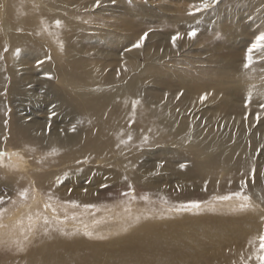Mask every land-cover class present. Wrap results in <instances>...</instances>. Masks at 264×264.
Instances as JSON below:
<instances>
[{
	"label": "bare ground",
	"instance_id": "obj_1",
	"mask_svg": "<svg viewBox=\"0 0 264 264\" xmlns=\"http://www.w3.org/2000/svg\"><path fill=\"white\" fill-rule=\"evenodd\" d=\"M103 1L114 0H99V6L97 0H11L15 3L10 4L12 19L0 15V93L5 98L0 96V240H6L0 243V250L26 252L29 260L25 264L98 262L101 254L95 258L90 251L95 243L75 239L77 235L104 236L132 227L140 220L136 212L148 214L141 208L159 206L158 198L152 196L155 202L135 207L132 216L122 218L120 207L101 204L128 189L157 190L153 179L143 173L147 157H151L149 165L157 169L159 165L165 171L186 166L189 172L200 174V185L177 192L186 195H177L173 190L178 187L168 185L166 199L178 201L168 209L187 210L215 194L212 202L264 204V171L254 181L248 178L255 170L256 141L264 136V131L260 136L249 132L251 119L263 110L261 106H242L248 101L258 103L263 92L251 85L233 88L243 92L239 94L223 89L220 83L226 81L211 77L212 73L222 77L228 70L247 71L246 56L229 53L250 37L241 22L243 13L256 9L264 33V0H189V5L179 9L163 0H147L146 4L115 0V22L106 20ZM205 2L208 7H201ZM239 2L242 10L232 7ZM123 14L130 17L119 19ZM213 16H217L214 23L218 26L212 28L209 47L203 45V54L199 52L202 60H197L189 48L200 41L189 34L196 33L197 21ZM97 21L106 31L112 30L98 36L105 45L115 47L110 54L101 52L105 60L102 54L96 59L88 55L91 44L86 39L95 40L90 24L98 25ZM145 33L143 45L134 47ZM177 34L180 38L174 46L172 38ZM232 35L239 40L234 47ZM80 37L85 43L77 50ZM75 42L78 47L68 51ZM225 50L229 51L226 55ZM118 51L124 52L117 56ZM262 55L264 52L256 50L253 59ZM35 69H40L39 76ZM21 80L23 84H19ZM38 81L40 87L34 86ZM8 92L19 96V105L24 107L14 106L17 112L10 115L5 103L17 99L7 98ZM28 105L33 113L27 111ZM203 106L204 119L198 120ZM221 113L229 118L225 132L220 128ZM159 148L169 159L153 160ZM186 159L190 162L185 163ZM219 169L230 171L239 181H217ZM237 191H247L250 196L237 195ZM191 196L196 199L189 200ZM181 220L187 226L201 224L183 216ZM161 227L170 229L169 224ZM137 230V241L126 244L143 251L132 247L125 259L117 257V263L159 264L161 256L170 252L158 240L160 230L151 222ZM247 245V240L236 244L237 253L230 262L260 264Z\"/></svg>",
	"mask_w": 264,
	"mask_h": 264
},
{
	"label": "rangeland",
	"instance_id": "obj_2",
	"mask_svg": "<svg viewBox=\"0 0 264 264\" xmlns=\"http://www.w3.org/2000/svg\"><path fill=\"white\" fill-rule=\"evenodd\" d=\"M139 1L144 4L147 3V0ZM157 1L162 0H156L155 2ZM162 2L170 4L171 6L176 7V9L185 7L190 3L189 0H163ZM240 3L241 2L234 3L232 7L235 6L236 8H240ZM10 4L11 0H0V15L5 13V20L8 21H10L13 16V13L11 16L9 15V10L11 9ZM14 4L15 3H12L11 5L13 6ZM101 5L103 6L104 11H107H103L104 16H107L106 20L108 22H115L118 19L117 14H114L113 12V7L116 6V1L114 0L107 3L104 2ZM53 8H55V6H53ZM240 9L242 10V7ZM56 10L58 11V9ZM124 15L125 14H123V17H119V19H127L128 17H130L129 14L125 16ZM170 15L173 16L176 14H174V12H171ZM39 16L40 15L38 13L37 18H39ZM216 19L217 16H213L210 18L207 17L197 21L194 24V28L196 29V36L200 42H195V46L189 48V51L192 54L196 55L197 60H202L203 56L198 57V55L199 52L203 54V45L205 48L209 47L208 45L211 44L212 39H210V34L212 32V28L215 29L218 26L214 23ZM241 22L248 27L250 37H248L246 41L239 44V40H237L236 35H232V47L238 44L239 45L235 52L229 54H231L232 57L240 58L246 56L244 58V62L247 63L248 49L255 42L256 38L260 34H262L259 24L260 21L257 19L256 9L254 11L251 10L249 13H243V15L241 16ZM97 23L98 25L92 24L93 26L90 24V27L94 29L91 32L95 33V40H92L91 38L86 39V42L91 44L87 47L88 55H91L95 59L100 57V55L102 54L101 52L110 54V49L115 48L110 45H105L102 40L98 38L99 35L102 37L103 34H108L112 32V30L106 31L105 25H101L100 27L99 21H97ZM81 30L82 28L80 29V32ZM214 33L215 31L213 32V34ZM83 34L89 35L87 30H83ZM84 43L85 41L81 39L79 47L75 42L73 46L68 47V51L74 50L75 47H78L77 50H79L83 47ZM93 43H97L98 46L92 45ZM121 48H123V46L119 47V49ZM118 52L115 53V55L121 56L122 52L124 51H121L119 53ZM228 52L229 51L224 52V55L228 54ZM29 58L31 59V56ZM106 58H110V56H106ZM113 58L115 59L114 55ZM101 59L105 60V56L103 54L101 55ZM253 60L254 62L249 67H246L247 71L240 72L228 70L222 77L215 76L212 73V80L214 79L216 81L221 78L223 81H226L225 85L220 83L223 89L236 91V93L239 94H242L243 92L237 91L233 88L239 89L240 87H250V85L256 86L261 88L264 96V55L259 56L258 58ZM189 69L193 68L189 67ZM39 70L40 69H35V71L38 73V76L40 74ZM238 79H242V81H238ZM23 83V80L19 81V84ZM34 86L40 87V81H38V83ZM31 87L33 88V85H31ZM31 87H28V89H30ZM0 96L4 98L1 93ZM6 97L9 99L13 97L17 99V102L15 103L11 102L7 104L4 102L5 108H7V110L5 111L7 115H10V112H17V109H15L14 106H17V108H24L23 106L19 105V96H15L11 92H8ZM257 102L258 103H252V101H248L242 106L248 108L251 107L254 109L258 106H261L263 112L259 114V119H257V117H252L251 121H253V124L249 129V132H251L252 134L256 133L260 136L261 131H264V107H262V105H264V98H260L259 100H257ZM28 107L29 108H27V111L33 113L34 110L32 109V106L28 105ZM203 111L204 106L200 111L201 114L198 120L202 118L204 119ZM44 115L45 113L40 114V116ZM207 117L211 118V115H207ZM218 118H221V130L223 132L227 131L230 126V124H228V116L224 113H221ZM21 121H25L24 118H21ZM202 125L205 124L203 123ZM255 152V170H252L248 175V178L251 181H254L257 176L262 175L264 171V136H262L260 139H257ZM170 155L175 157L174 153L172 152H170ZM161 157L169 159V156L167 157L164 153H162L161 148H159L157 149V151H154L153 160H159ZM189 157L190 156L188 155V158ZM144 161L146 162V164L143 166V173L146 175V177H150L153 179L154 185L156 186L157 190L150 192L146 190L137 191L136 189H128L121 192V196H118L119 193L113 194L110 198H107L101 204H106L109 206L111 205L112 208L120 207L119 213L122 215V218H128L132 216V213L137 209L135 207L141 205L145 208L148 207L151 203L155 202L153 200L156 199L151 198L152 196L158 198L159 201L157 202L159 203V206L154 208H147L149 211L147 209L141 208V211H144L148 214L142 216V213L136 212L139 214L140 220H138L137 224H134L132 227H128L120 231H112L104 236L89 237L87 234H85L86 232H82L81 234L77 235L75 239H86L91 240L92 243H95L92 249H90V251L92 252L91 255L96 258L101 254V258L98 259V262L95 261V264H118L117 257L124 256L125 259L127 251L132 247H134L137 252L141 253L143 251L142 248L135 244L127 246L126 243H133L134 241H137L139 234L137 229L140 227V225L146 222H151L157 226V228L160 230L158 240L162 243V246L165 250L170 251L169 253L161 256L159 264H234L235 259L230 262L229 258L232 257L233 254L237 253L235 252L236 248L234 246L242 242L243 240L249 241V245H247V247L256 252V256L253 255V260H257L258 262H260L257 259V256L264 255V251H262L260 248L261 242L259 239L261 235H264V204L260 206L252 201H235L237 205L232 206L228 204V202H224L222 200H216L217 202H212V199L217 196V194H215L209 198L205 197L204 199H201V204L198 205V207H192L187 210L168 209L170 208L169 206H175L178 202L176 200L171 201L166 199L165 192L166 188L169 187L168 185L178 187L174 190L172 188V190L176 193L182 191L185 192L183 189H188L189 187L200 185V174L198 173V171L189 172V168H187L186 166H183L181 168L169 167L168 171H165L163 170L162 165H159L157 169L153 165H149L151 162V157L144 158ZM184 162L188 163L190 162V160L186 159V161ZM257 162L259 169H256ZM230 175V171L228 172L225 169H219L215 173V178L219 182L231 178L232 180L239 181V177H231ZM157 185L161 186V188H158ZM237 193H239L240 196H250V193H248L247 191H237L236 194ZM158 194L162 195L158 197ZM179 194L186 195L187 193H177V195ZM193 199H196V197L191 196L189 200ZM164 200L165 202H163ZM162 208H166V210L163 211L161 210ZM181 216L185 217V219L189 222L198 220L201 222V224L192 222L187 226L188 223L181 220ZM112 221L115 220L108 219V222ZM166 224L170 225L169 230L161 227L162 225ZM5 241L6 240L2 238L0 240V243H4ZM51 241V239H47L48 243ZM228 252L229 254H227ZM150 253H154V251L152 250ZM114 256L116 262L114 261ZM27 260H29V258H27L26 252H17L9 248H3L0 250V264H25ZM132 262L135 263L134 258H132ZM243 264L246 263L243 262Z\"/></svg>",
	"mask_w": 264,
	"mask_h": 264
},
{
	"label": "snow or ice",
	"instance_id": "obj_3",
	"mask_svg": "<svg viewBox=\"0 0 264 264\" xmlns=\"http://www.w3.org/2000/svg\"><path fill=\"white\" fill-rule=\"evenodd\" d=\"M97 6H99V0H97ZM201 7L207 8L208 7V4L205 2V3L202 4ZM57 24L59 25V21H57ZM147 35L148 34L145 33L144 36H142L140 38V40L137 42V44L134 45V47H140V46H142L143 43H144L145 38L147 37ZM189 35H190V38H191V37H194L196 35V33L195 32H192ZM179 38H180L179 34H177V36H174L172 38V43H173L174 46L176 44L177 39H179ZM256 50H259V51L264 52V33L260 34L256 38L255 42L252 44V46L248 49V53H247V64H245V67H249L254 62V60H253V52L256 51ZM206 98H207V95H205L201 99L203 100V99H206ZM135 103H139V102L136 101ZM262 107H264V105H262ZM257 119H259V115H257ZM237 195H240V194L237 193ZM226 198H230V197H226ZM243 198L245 200L250 199L249 197H243ZM2 202L3 201L0 200V203H2ZM193 207H198V205L194 204ZM259 239H260V242H261L260 243V248H261L262 251H264V235H261L259 237ZM257 259L260 261V264H264V255H258L257 256Z\"/></svg>",
	"mask_w": 264,
	"mask_h": 264
}]
</instances>
